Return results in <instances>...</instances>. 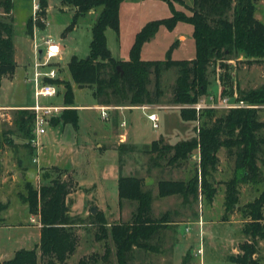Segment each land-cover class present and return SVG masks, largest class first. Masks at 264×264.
I'll use <instances>...</instances> for the list:
<instances>
[{
  "label": "trees",
  "instance_id": "1",
  "mask_svg": "<svg viewBox=\"0 0 264 264\" xmlns=\"http://www.w3.org/2000/svg\"><path fill=\"white\" fill-rule=\"evenodd\" d=\"M124 1L61 0L64 8L72 10L71 22L63 35L72 31L81 17L92 10H99L92 26L88 56L73 55L68 62L71 78L65 84L64 104L76 106L75 84L80 88L90 87L100 105H154L164 94L161 87L162 74L172 68L177 70L172 103L193 104L209 95V68L213 66L219 83L218 100L228 95L257 107L231 108L222 114H217L216 108H205L198 112L194 108L182 107V119L199 122L195 127L196 135L175 144L162 143V139L154 141L149 151L155 152L156 156H152L151 161L156 164L161 157L167 156L170 164L182 163L199 152V174L187 181L161 179L158 183L159 196L179 195L184 202L200 196L213 199L217 188L211 184L209 176L220 162L219 151L226 148L227 156L234 157L235 167L232 178L226 182L225 210L227 213L236 209L243 212L247 220L244 232L249 236V240L240 244V252L230 255L229 259L238 264H260L257 253L259 240L264 239V190L243 207L238 206V203L242 184L264 181V120L259 116V105L264 104V85L241 90L239 82L234 81L230 63L231 60H240L245 56L249 61H261L264 65V22L255 14L258 0H193L191 4L184 0H163L170 6L171 15L148 21L137 32L129 59L122 60L114 57L109 49L106 31L111 27L119 33L120 8ZM177 2L185 9L177 8ZM39 4L40 15L44 18L48 0H39ZM0 6L4 7L6 14H10L13 0L0 2ZM180 22L193 26L195 56L192 59L172 57L173 48L179 40L173 42L164 59L142 58L144 44L156 36L161 26L172 31ZM43 25V22L38 23L39 27ZM27 28L33 31L32 18L28 20ZM16 69L13 23L0 19V85L4 77L13 78ZM57 80L45 78L46 82L56 83ZM153 83L154 88L151 89ZM16 122L21 129L33 132V111L17 109ZM51 122L54 125L72 124L77 128L78 109H65ZM52 170L57 175L52 176L50 171L45 170L42 177L48 183L39 187L27 181V193L22 195L29 214L39 215V243L33 248L16 250L12 258L0 264H67L79 247L80 234L76 218L72 216L68 204V196L74 189L75 181L69 178L66 169L53 167ZM118 195L120 201L131 200L137 203L131 221L109 225L103 214L91 216L99 225L97 238H111L116 247L118 263L127 264L135 247L153 249L150 243L152 238L173 220L169 211L161 217L154 215L152 190L146 188L141 177L121 175L118 179ZM110 252L111 247L107 246L105 258ZM96 256H91L94 263L82 258L79 264H96Z\"/></svg>",
  "mask_w": 264,
  "mask_h": 264
},
{
  "label": "rangeland",
  "instance_id": "2",
  "mask_svg": "<svg viewBox=\"0 0 264 264\" xmlns=\"http://www.w3.org/2000/svg\"><path fill=\"white\" fill-rule=\"evenodd\" d=\"M37 1L13 0L12 10L14 9V13L11 10L10 14H6L4 7L0 6V19L13 23V40L17 62L14 77L2 79L0 105L34 104V85L29 79L34 75L36 60L40 59L39 50L46 47L44 43L46 39L51 38L54 42L64 45L65 49L61 52V57L54 58L51 61L52 64L45 68V70L54 68L58 72L56 83L59 87V94L55 97L40 98V102L44 104L66 105L63 99L66 91L65 84L71 78L68 62L73 55L87 57L90 52L92 26L99 15V10L81 17L77 26L63 36L64 30L71 22L72 10L64 8L61 0H48L46 17H41L38 8L36 19L34 4ZM184 1L191 4L193 0ZM175 5L179 9H185L179 2ZM257 8L264 15V0L257 1ZM170 15V6L163 0H125L120 8L119 33L111 27L106 31L108 47L113 56L122 60L129 59L130 49L137 32L148 21ZM30 18L33 21L32 32L27 28V22ZM39 22H43V27L38 26ZM181 33L191 38L192 50L190 42H187L182 48H178V43L173 48L172 57L174 59H189L191 56H195L193 26L180 22L172 31L161 26L156 36L144 44L142 58L145 60L166 58L167 51ZM36 44L39 46L37 51L35 50ZM230 63L234 81L239 82L241 90H249L264 85V65L261 61H249L245 56H242L240 60H231ZM219 72L221 73V70ZM176 78L177 70L175 68L164 71L162 74L161 87L164 94L157 104L152 105L154 108L152 111L157 112L160 116L158 128H155L152 122H145L142 119L146 117L142 110L130 111L134 107L138 108V106L110 105L109 107L106 105L109 107L108 118H102L101 110L95 107L98 101L93 96V90L90 87L80 88L74 84L76 106H86L81 107L78 111L80 115L79 128H75L72 124H66L65 130L59 134L51 131L50 128L59 127L60 124L54 125L51 122L48 132L40 137L43 146L40 147L39 155L32 151H36L31 142L32 136H34L33 132L27 131L28 129H21L16 122L17 109L21 108H9L8 110L0 108V132L3 133L1 144L6 142V146H3L6 147L5 150L0 152V175L5 177L4 181H0V263L12 258L16 250L33 248L39 243L41 229L36 226L37 222L40 224L39 215L33 214L35 221L29 220L28 206L22 199V195L27 193L25 186L27 181H32L36 187L48 183V180L41 176L38 177L37 174L43 175L44 171L48 170L52 176H56L57 172L53 171L52 168L57 167L69 171V178L75 181L72 194L68 196V204L72 216L76 218L80 243L67 264H79L82 258L88 259L89 263H94L91 258L93 254L97 255L96 264H119L114 242L111 238H97L99 225L91 216L97 213L105 216L104 211H107L108 215L105 218L109 225L132 220L137 203L131 200L120 201L118 195V177L120 174L118 151H106L101 155H96L98 151H92L83 159L82 167H79L78 170L73 165L68 164L66 166L54 165L44 169L41 167L43 169L41 172L37 165L45 164L46 158L52 159L57 151H61L70 143L76 144L79 141L83 144L92 145L95 141L102 142L104 137L109 138L111 136L110 138L114 139L117 135L115 131H127L131 139L139 145L149 143L152 139L158 138L161 133L169 136L180 133L184 138H188L193 134L194 127L198 126L199 122L186 121L179 116L180 108H189L187 107L188 104L172 103ZM209 78L208 92L217 96L219 83L213 66L209 68ZM152 79H154V75H152ZM150 88H154V83L150 85ZM259 109L260 119L264 120V104L259 105ZM63 111L60 110L56 117H59ZM226 111L225 108H216L217 114ZM123 119L128 121V125L125 127L121 126ZM167 143L169 142L167 141ZM112 146L113 144L106 143L102 148ZM141 152L147 157L143 149ZM5 157L8 158L9 164L6 173L3 170L4 165L1 168ZM21 157H26V161L30 164L29 178L26 177L28 168H23L24 163ZM35 157L38 159V163L32 161ZM219 157L220 162L217 169L209 176L211 184L217 188L214 198L207 199L200 196L197 199L190 198L184 202L181 196L174 195L168 199L156 200V217H161L169 211L172 220H185L186 222L162 227L158 235L150 241L153 249L135 247L127 264H237L232 262L229 256L237 255L240 252V244L249 239V236L244 232L247 220L241 210L236 209V212L234 210L229 213L225 210L226 182L234 174V157L227 156L226 148L219 151ZM15 158L17 159L15 160ZM133 159L132 167L135 170V164L138 165L143 158L133 157ZM127 160L129 163L130 157ZM167 161L164 160L163 163L166 164ZM199 162V152H195L191 157L188 178L199 174L197 172ZM155 176L159 177L158 174ZM75 179L78 181L77 185ZM241 190L238 206L243 207L264 190V181L242 184ZM74 205L79 209L85 206L84 214L74 210ZM93 207L96 208L94 212H92ZM3 211L4 214H2ZM229 218L235 222L228 223ZM200 219L205 220V222L201 223ZM107 246L111 247V252L105 258ZM200 249L202 252H199ZM257 258L260 264H264V239L259 240Z\"/></svg>",
  "mask_w": 264,
  "mask_h": 264
},
{
  "label": "crops",
  "instance_id": "3",
  "mask_svg": "<svg viewBox=\"0 0 264 264\" xmlns=\"http://www.w3.org/2000/svg\"><path fill=\"white\" fill-rule=\"evenodd\" d=\"M92 12H94V10H92ZM12 13H14V9L12 10ZM255 14H256V17L258 19H260L262 22H264V15L261 14L260 10L257 8V5H256ZM177 40L180 41L179 45H178V48H182L183 46H185V44L187 42H190V48L192 50L191 38L190 37H188L187 35L181 33V34H179V37H178ZM60 46L62 48V51H64L65 46L62 45V44H60ZM193 57L194 56H191L189 59H192ZM7 79H12V78H7ZM32 105H33V103H19V104H11V105L1 104L0 108L2 110H8L9 108H26V107L29 108ZM99 106H101L99 103L95 105V107L98 108V109H99ZM81 107H86V106L77 105L75 108H77L78 111H79V109ZM3 108H5V109H3ZM134 110H142L145 115L148 113L146 110L141 109V108H136V107L132 108V110H130V111H134ZM148 111H152V110H148ZM179 116L181 117L180 110H179ZM142 119L145 122L148 121L146 117H143ZM181 119H182V117H181ZM192 122L195 123V121H192ZM79 123H80V115H79ZM127 125H128V121L123 119V121L121 122V126L125 127ZM65 126H66V124L65 125L61 124L59 127H55L53 129L50 128V130L60 134L63 130H65ZM77 128H79V126ZM115 133L117 135H116V137L114 139H111L110 138L111 136H109V138H106V137L103 138L102 137L104 140L102 142L95 141V143H94L95 145L94 144L87 145V144H83L82 142H79V141H77L76 144L75 143H70L69 145L65 146L68 150L65 147H63L61 151H57L56 152V154L54 155V157L52 159H47L46 158L45 164L37 165V167H38V169L41 170L42 168L43 169L44 168H49V167L54 166V165H56V166L65 165L66 166L68 164H71V165H73L75 167V169L77 168V170H78L79 167H82V164H83V161H84L83 159L86 158L88 156V154H90L92 151H98V152H96V155H101L102 153H104L106 151H111V150L118 151V153H119V161H120V170H119L120 174H119V177L121 175H123V176H137V177L143 178L146 188H149V189L152 190V194H153V198H154L153 199V212H154V215H155V202H156V200H159V199L164 200V199H168L169 197L174 196V195H172V196H167V197H160L159 196V185H158L159 181L161 179H166V180H169V179H172V180H185V181L189 180L190 177L188 178L187 174L190 171V167L189 166H190V163H191V158L189 160L183 161L182 163L178 162V163H175V164H170L169 161H167L166 164H165V163H163V161L167 160V156H164V157H161L159 159V162L155 164L154 162L151 161V157L152 156H156V153L155 152H150L149 150H150L153 142L156 141V140L162 139V143H166L167 144V141H168L169 142L168 144H175V143H177V142H179L181 140L191 139L192 137H194L196 135L195 127H194L193 134L191 136H189L188 138H184V136H182L180 133H178L176 135H173V136L164 135V133H161L158 138H154L151 141H149V143L143 144V145L136 144L131 139V136H130V134L127 131H121V132L120 131H115ZM0 135L2 136L3 133L0 132ZM106 143L113 144V146L112 147L102 148V146L104 144H106ZM3 146H6V142L2 143V147L0 148V152L2 150L3 151L5 150L6 147L4 148ZM42 146H43V144L41 145V147ZM142 149L145 152V154L147 155V157L142 154V152H141ZM40 150H41V148L37 149L36 151L35 150H32V151L35 154L39 155ZM13 155H15V153H13ZM128 157H130V160H129L130 162L129 163H128V160H127ZM133 157L138 158V159L139 158H143V160L140 161V163H138V165L135 164V167H136L135 170L132 167V162L134 161ZM80 158L82 160H78ZM7 159L8 158L5 157L4 160L2 161V167L1 168H3V165H4V169H3L4 173H6L8 171L7 165H9V164H8ZM16 159L17 158H15V160ZM21 159H22V161L24 163L23 168H28L26 177L29 178L30 164L28 163V161H26V157H21ZM32 161H34V159ZM34 162H36V161H34ZM36 163H38V161ZM15 165H17V163H15ZM37 167H36V169H37ZM187 167H189V168H187ZM42 170H41V172H43ZM122 170H124L125 173L121 172ZM71 173L74 174L73 171H71ZM77 174H78V172H77ZM155 174H158L159 177L155 176ZM164 175H166V176H164ZM181 175H183V176H181ZM37 176L38 177H40V176L42 177V174L41 175L37 174ZM119 177H118V179H119ZM181 177H183L184 179H182ZM4 179H5V177L0 175V181H4ZM78 181H79V179H78ZM78 181L76 180V185H77ZM241 192H242V190H241ZM240 199H241V195H240ZM68 200H69V198H68ZM5 209H4V211H5ZM73 209L76 210V211L78 210V212H81V214H84V212H85V206H83L81 209H79V208H77L74 205ZM4 211L2 212V214H4ZM236 211L237 210H235V212ZM26 212H27V210H26ZM27 214L29 215V220L30 219L32 220V218H34L33 214L30 215L29 212H27ZM104 214H105V216H107L108 212L104 211ZM155 216H157V215H155ZM1 218H5V217H1ZM179 222H186V221L185 220H179V221L178 220H173L172 222H170V224L176 225ZM200 222L204 223L205 220H203V221L201 220ZM227 222L228 223H232V222H235V220L229 218ZM36 226H38L41 229V226H40V224H38V222L36 223ZM247 240H249V239H247Z\"/></svg>",
  "mask_w": 264,
  "mask_h": 264
},
{
  "label": "built area",
  "instance_id": "4",
  "mask_svg": "<svg viewBox=\"0 0 264 264\" xmlns=\"http://www.w3.org/2000/svg\"><path fill=\"white\" fill-rule=\"evenodd\" d=\"M40 10L39 0L34 4V12L37 19V10ZM46 47L44 48V53L39 60H36L34 65V75L29 81L33 82L34 85V95L35 102L29 107L30 110L34 113V122H33V134L32 137V146L37 150L41 147L42 142L40 137L45 135L48 132L52 118L58 116L60 110H65L70 108L66 105H57V104H44L40 102L42 97H55L59 94V87L56 83L46 82L45 78L56 79L58 78V72L56 69L51 68L50 70H45L46 67H49L52 63L51 61L56 57H61L62 48L59 43L54 42L51 38H48L44 41ZM38 45H35V50H38ZM110 107V106H109ZM108 106L102 105L99 106L101 110L102 118L108 117ZM187 107L194 108L198 112L205 108H238V107H257L256 105L249 104L243 100H235L226 95L222 100H218L215 94H209L205 97H202L198 102L193 104H188ZM138 108L144 110H153L152 105H141ZM148 121L153 123L155 128L159 127L160 116L157 112L152 111L146 114ZM34 161H38L35 157ZM33 221L34 218H32ZM202 252V249L199 250Z\"/></svg>",
  "mask_w": 264,
  "mask_h": 264
},
{
  "label": "water",
  "instance_id": "5",
  "mask_svg": "<svg viewBox=\"0 0 264 264\" xmlns=\"http://www.w3.org/2000/svg\"><path fill=\"white\" fill-rule=\"evenodd\" d=\"M3 1H6V0H0V2H3ZM43 53H44V49L42 48L39 50L40 58L42 57ZM118 69H120V67H118ZM95 210H96V208L93 207L92 212H94Z\"/></svg>",
  "mask_w": 264,
  "mask_h": 264
}]
</instances>
